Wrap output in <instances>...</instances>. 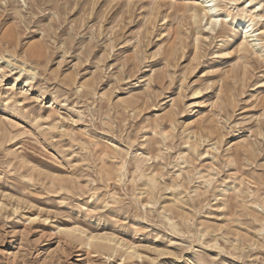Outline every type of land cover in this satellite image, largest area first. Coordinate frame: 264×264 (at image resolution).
Instances as JSON below:
<instances>
[{"label": "rangeland", "instance_id": "rangeland-1", "mask_svg": "<svg viewBox=\"0 0 264 264\" xmlns=\"http://www.w3.org/2000/svg\"><path fill=\"white\" fill-rule=\"evenodd\" d=\"M0 264H264V0H0Z\"/></svg>", "mask_w": 264, "mask_h": 264}, {"label": "bare ground", "instance_id": "bare-ground-1", "mask_svg": "<svg viewBox=\"0 0 264 264\" xmlns=\"http://www.w3.org/2000/svg\"><path fill=\"white\" fill-rule=\"evenodd\" d=\"M206 7H209L208 5L206 6ZM251 17V16H250ZM252 18V17H251ZM254 18V17H253ZM252 20H248V21H246V22H239V21H237L236 23L237 24H239V25H241L242 26V28L245 30L244 31V36H245V38L248 36V37H253V36H251L252 34V32H251V30H249L250 29V27L252 26ZM249 30V31H248ZM255 33V32H254ZM249 34H251V35H249ZM258 35H260V33H259V31H258ZM246 39H248V38H246ZM96 237V236H95Z\"/></svg>", "mask_w": 264, "mask_h": 264}]
</instances>
